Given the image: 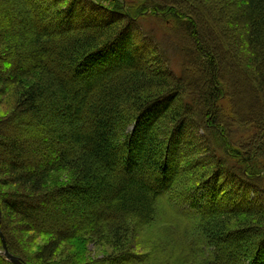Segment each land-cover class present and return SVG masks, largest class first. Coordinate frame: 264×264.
<instances>
[{
  "label": "trees",
  "instance_id": "16d2710c",
  "mask_svg": "<svg viewBox=\"0 0 264 264\" xmlns=\"http://www.w3.org/2000/svg\"><path fill=\"white\" fill-rule=\"evenodd\" d=\"M64 1L48 0L52 21L43 18L37 28L22 6L12 14L19 2L0 0V61L9 68L0 69V98L18 131L0 142L7 169L0 172L1 230L10 253L24 264H185L199 253L198 264H264V185L255 189L264 184V161L240 146L253 127L227 125L218 110L226 103L235 113L231 98L245 82L258 102L253 115L264 123V0H72L52 10ZM134 27L151 31L149 43L143 36L135 42ZM157 29L163 33L154 41ZM148 44L153 49L143 53ZM36 66L44 78L25 86L21 73ZM209 129L211 148L202 150L194 137ZM191 169L201 172L195 180L184 177ZM52 173L71 181L51 191ZM6 180L15 191L2 190ZM161 212L205 245L193 250L195 240L184 232L158 256L157 249L137 255L133 234ZM52 214L55 225L68 215L84 225L52 230ZM39 235L51 239L32 255ZM83 239L114 252L82 263ZM189 248L191 257L183 256ZM0 264L13 263L0 254Z\"/></svg>",
  "mask_w": 264,
  "mask_h": 264
},
{
  "label": "rangeland",
  "instance_id": "374dc122",
  "mask_svg": "<svg viewBox=\"0 0 264 264\" xmlns=\"http://www.w3.org/2000/svg\"><path fill=\"white\" fill-rule=\"evenodd\" d=\"M48 0H13V2H19V3H15V5H13L10 10L13 13H16V8H18L19 6H22L23 10L26 12L27 14V17L30 19V21H33V22H37L36 23V27L37 28H40V23L42 22L41 20L43 18H46L50 21H52V11L50 12L49 10H45L44 6L46 3H47ZM67 1V2H66ZM71 2L72 0H65L64 3L61 2V4H58V6H54L53 7V11L54 10H58L59 8H61L62 6H64L65 4L68 6L70 5L69 2ZM56 2V1H55ZM60 5V6H59ZM79 8L82 7L81 5H77ZM59 7V8H58ZM77 8V9H79ZM90 8V7H88ZM78 14H83V13H88L89 11L88 10H84V11H81V10H75ZM88 11V12H86ZM48 14V15H47ZM16 15V14H14ZM51 18H50V17ZM24 17H22L21 15V22H26ZM76 20V19H75ZM81 19H77L76 20V23L80 22ZM17 23V22H16ZM45 23V22H43ZM48 23H50L48 21ZM47 23V24H48ZM27 24V23H26ZM80 25V23H78V26ZM150 25H153L155 26V28H157L156 24L154 22H151ZM22 26V25H21ZM27 26V25H26ZM14 31L13 33H18L19 32V27L17 24H15L14 26ZM42 27V26H41ZM58 28V24L55 22L53 23L52 27H50L51 31L52 30H55L56 31V34H54V32H51V34L57 36V35H60V31L57 29ZM147 29H149V27L147 26ZM145 28V30H141L140 28H133V30L131 31L132 33V36H134L135 38V42H139L141 39H142V36H143V42L142 44H145L146 42H148L147 40H149L150 37L149 36V33H151V31L147 30ZM154 32V31H153ZM152 32V36L154 37V41L156 40V38H161L162 37V30L161 29H157L156 31V35L158 37H156L155 33ZM21 34H23L21 32ZM19 33V35H21ZM58 38V37H57ZM26 40H29V37H25ZM57 41H60L59 39H56ZM149 43V42H148ZM149 47V49L144 46L143 47V53H146L148 52V50H151L153 49V45H147ZM26 48V47H25ZM20 49H22L23 51H20L22 52V55L23 56H26L25 53L26 51H24V46H21ZM4 55V54H3ZM172 69L174 72H176V74H180V64H179V60L176 58H174V56L172 55ZM3 58V57H2ZM49 60H50V57H48ZM25 59V58H23ZM194 63L192 64V66L190 67L191 68V76L193 78L194 81H197V77H198V72L196 71L197 69V60L193 61ZM38 65V64H37ZM7 66V63H5L3 60L0 61V69L1 70H4L6 74L9 73V68L6 67ZM12 70L15 71V68L14 66H12ZM35 68H37L36 70H34V72H29V71H23L21 73V80H24V84L25 86L26 85H29V84H33L35 83V81H33V78L35 79L36 78H44L42 72L40 71V66H36ZM38 71V72H37ZM37 74V75H35ZM55 75L57 76H61L62 77V73H57L55 72ZM69 75V73H64V76L63 77H66ZM27 79V80H26ZM230 83H232V85L236 84L237 82L234 81V79H230ZM245 83V82H244ZM244 83H241L240 85H237L235 87V90H236V94L234 96H232L231 100H232V109L234 110V114H231L229 112H226V109H228L227 106H229V104L227 105L226 103H223L222 104V110L218 109L219 111H221V114L223 116H225V120H226V123L227 125H231V124H234V123H237L235 121H239L241 120L242 123H244V125H250L253 127V130L252 132L250 133L251 136L250 138H246V139H242L240 143V146L243 147V151L246 153L247 150L249 151V155L252 156V157H255V159L257 158L258 160L261 159V156H262V159L264 161V123H260L258 120H257V117L256 115H253V113L255 112V108L258 104L257 100H255V96L253 95V93L249 90V87L247 85H244ZM233 88V87H232ZM254 100V101H253ZM1 102L2 99L0 98V142H4L6 140V136L7 135H15L16 133H18V131L15 129V127H13L12 125H8V116H7V109L5 107H3V105H1ZM237 106V107H236ZM238 107H240L241 109V116H239V111L240 109H238ZM259 108V107H257ZM3 116V117H1ZM255 122V123H253ZM230 123V124H229ZM255 125H253V124ZM226 125V126H227ZM52 127H54L52 125ZM39 131V138L45 136L47 137V135H42V134H45L47 131L46 130H38ZM212 129L210 130H207L205 132L203 131H199L198 130V133L201 137V139H198L195 135V139H196V142L197 140H201V146H203L204 149L202 150H205V147L209 146L208 144H206L205 142H207L206 140L212 135ZM230 131H231V128H230ZM191 132V131H190ZM190 134V133H189ZM41 136V137H40ZM193 136V134H192ZM25 137H23L24 139ZM188 138V137H187ZM46 141V140H43V142ZM40 142V141H38ZM212 145V143H210ZM216 145V144H215ZM44 146V145H43ZM46 146V145H45ZM62 147V146H60ZM211 148V146H209L207 149L209 150ZM46 147H42L41 150H45ZM44 154V153H43ZM247 154V153H246ZM255 155V156H254ZM44 156V155H43ZM176 158V156H175ZM42 159V155L41 156H38V160H41ZM254 159V160H255ZM172 163H174L173 161H171ZM4 163V162H3ZM263 163V162H262ZM261 163V164H262ZM0 164L2 165V162L0 160ZM5 163L3 164V166H0V172L3 173V171L1 170H4L5 168V171L7 170L6 169V166L4 167ZM201 174V172L199 173H196L195 171H193L192 169L190 171H188L186 173V175H184L185 179H192L194 178V180L199 177V175ZM7 179V178H6ZM71 181V176L70 175H67V174H60V173H52L50 179H49V182H48V186L50 188L51 191H53L54 189H58L59 187L61 186H65L67 185L69 182ZM186 182H189V181H186ZM264 185L262 181H258L256 182V190L258 189V186L260 185ZM6 185L2 190L4 192H12V191H15L16 189V185L13 184V181L11 180H6ZM244 186V185H243ZM245 188V186L243 187ZM254 189V190H255ZM245 189H240V191H243ZM253 190V188H252ZM250 189V191H252ZM239 191V192H240ZM246 195L248 198H250L251 200L255 198V194H251V192H246ZM241 199V198H240ZM60 200V199H58ZM207 202V199H203L202 201V206ZM58 206V205H57ZM226 207H229V210L231 209H234L233 207H236L234 206V203L230 202L227 204ZM260 207V206H259ZM167 210H169V208L166 206ZM165 208V209H166ZM223 208V206H222ZM164 209V207H163ZM188 208L186 207L184 210H187ZM261 209H264V206H261ZM162 215H164L162 217ZM57 214H52L50 215L48 218V226L47 227H51L52 230H56V229H59L60 227H62V225L64 227H68L72 224H78V225H84L81 221V218L82 217H74L76 219L77 222H71V219L72 217H69L68 215V218H64L63 217V220L62 218H58L59 221L57 222V224L55 225V222H56V219H57ZM161 218L160 220L153 224V226H151L150 228L148 229H143L141 232H136L133 234V237L134 238H131V242H132V246L134 247V250H135V253L137 255H142V254H146V255H150V252L152 251V249H157V253L155 254V256H158L161 252V248L164 247L166 249H171L172 246H175L176 243L180 242V237L183 236V233L184 232H193L192 229H190V227L188 228L187 225H185L184 223H178L179 226H174L172 225V223L167 220V217H168V213L166 212L165 214L161 212L160 214ZM1 217H2V212H1ZM164 219V220H163ZM55 220V221H54ZM162 220V221H161ZM189 232V233H190ZM190 235H192L190 233ZM187 234V236H189V238L195 240L193 241V243L191 244L190 248H192L193 250L197 249V247H199V244H202V245H205L203 241L199 240V237L198 236H195V235H192L190 236ZM27 239V238H25ZM51 239V237H41L40 235L37 236V238L35 239V243H34V246L32 247V249L30 250V253H32V255H35L34 253L37 252L38 250L41 249V247H43V245L45 243H47L49 240ZM231 240L233 238H230ZM28 240V239H27ZM77 242V241H76ZM78 246H81L83 249V252L81 253V256L83 255V259H82V263H86L88 261H93L95 258L97 257H100L103 255V253L106 255L108 254H111L114 252V250L112 249H109L108 247H105L104 249H100L98 247H95V245L93 244H89V242L87 241V239H83V240H78ZM190 248L183 253V256L185 254L186 257H189L193 251H190ZM88 250V251H87ZM166 251H170V250H166ZM165 251V252H166ZM3 252V247L0 246V253ZM180 251H177V254H179ZM154 254V251L152 252ZM203 253V252H202ZM175 255V254H174ZM200 254L199 253V256L197 255H194L191 257V259L193 260H186L184 263L185 264H198L200 263L199 261H201L200 259ZM204 257H206V255L203 253ZM5 257V256H4ZM194 259H196L197 261H194ZM191 261V262H189ZM166 264V263H165Z\"/></svg>",
  "mask_w": 264,
  "mask_h": 264
},
{
  "label": "water",
  "instance_id": "95a60500",
  "mask_svg": "<svg viewBox=\"0 0 264 264\" xmlns=\"http://www.w3.org/2000/svg\"><path fill=\"white\" fill-rule=\"evenodd\" d=\"M0 240L2 243V247H3V252L0 254L5 256V258L13 264H24L19 258L12 255L10 251L8 250L4 235L1 230V202H0Z\"/></svg>",
  "mask_w": 264,
  "mask_h": 264
}]
</instances>
